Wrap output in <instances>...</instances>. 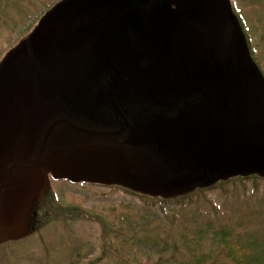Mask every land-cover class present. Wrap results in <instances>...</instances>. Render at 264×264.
Here are the masks:
<instances>
[{
	"label": "flooded vegetation",
	"instance_id": "1",
	"mask_svg": "<svg viewBox=\"0 0 264 264\" xmlns=\"http://www.w3.org/2000/svg\"><path fill=\"white\" fill-rule=\"evenodd\" d=\"M225 1L243 64L264 83L262 28L250 26L238 0ZM217 48L194 0H59L42 11L0 67V247L24 221L57 215L41 192L47 177L68 182L51 165L57 151L111 148L124 165L106 182L122 188L143 183L135 178L142 170L156 172L164 188L182 178L201 184L203 165L152 137L195 109L214 117L241 110Z\"/></svg>",
	"mask_w": 264,
	"mask_h": 264
},
{
	"label": "rangeland",
	"instance_id": "2",
	"mask_svg": "<svg viewBox=\"0 0 264 264\" xmlns=\"http://www.w3.org/2000/svg\"><path fill=\"white\" fill-rule=\"evenodd\" d=\"M57 1L0 0L1 63L9 61L26 27ZM236 6L253 29L259 26L264 33V0H238ZM257 176L194 191L163 189L147 177L129 190L47 177L41 192L49 193L57 215L24 221L16 239L0 247V264L264 262V177ZM207 181L202 183L212 182ZM179 192L190 193L175 198Z\"/></svg>",
	"mask_w": 264,
	"mask_h": 264
},
{
	"label": "water",
	"instance_id": "3",
	"mask_svg": "<svg viewBox=\"0 0 264 264\" xmlns=\"http://www.w3.org/2000/svg\"><path fill=\"white\" fill-rule=\"evenodd\" d=\"M194 4L206 20L211 38L229 66L230 76L227 83L230 86L234 82L241 90L243 100L238 107L241 110L214 117L195 109L152 139L160 147L173 148L191 162L203 165L212 173L264 171L262 78L255 69H249L243 64L244 42L242 43L240 35L233 26L234 22L230 17L226 1L194 0ZM156 10L159 15L163 14L166 10L165 5ZM18 82L19 80H13L6 84L2 103L5 107L10 102L8 94ZM16 121V126H19L21 120ZM52 160L51 165L59 175L75 182L83 180L106 182L113 175L118 162L121 167L124 165L123 155L115 153L111 148H99V146L57 151ZM144 177L152 179L151 175L143 174H137L135 178ZM193 181L194 179L190 178L178 180L185 186ZM8 224L9 227L10 218Z\"/></svg>",
	"mask_w": 264,
	"mask_h": 264
},
{
	"label": "trees",
	"instance_id": "4",
	"mask_svg": "<svg viewBox=\"0 0 264 264\" xmlns=\"http://www.w3.org/2000/svg\"><path fill=\"white\" fill-rule=\"evenodd\" d=\"M215 176V175H214ZM255 176H257V175H255ZM247 177H249V176H245V178H247ZM258 177V176H257ZM207 180H211L212 182H211V184H207V183H209L210 181H207ZM206 181H207V183L205 184H203V183H201V184H199V185H195V186H192V187H190V189H189V191H191L192 189H194V190H204L205 188H209L211 185H214L215 183H217L218 184V182H221V181H226L227 179L226 178H217V177H213V179H207ZM194 190H192V191H194ZM187 193H190V192H179V193H177L176 195L177 196H174L175 198H177V197H184V196H186V195H188ZM142 194V193H141ZM225 235H223V237H224ZM230 254H231V252H230ZM198 264H201V263H198ZM254 264H264V262H260L259 261V263H257V262H255Z\"/></svg>",
	"mask_w": 264,
	"mask_h": 264
},
{
	"label": "bare ground",
	"instance_id": "5",
	"mask_svg": "<svg viewBox=\"0 0 264 264\" xmlns=\"http://www.w3.org/2000/svg\"><path fill=\"white\" fill-rule=\"evenodd\" d=\"M0 67H3L4 68V67H7V65L6 64L4 65V63H1L0 62Z\"/></svg>",
	"mask_w": 264,
	"mask_h": 264
}]
</instances>
